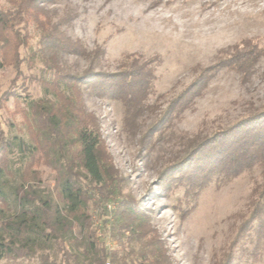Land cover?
Masks as SVG:
<instances>
[{
	"label": "rangeland",
	"instance_id": "obj_1",
	"mask_svg": "<svg viewBox=\"0 0 264 264\" xmlns=\"http://www.w3.org/2000/svg\"><path fill=\"white\" fill-rule=\"evenodd\" d=\"M7 4L8 0H0V8ZM45 9L68 36L89 52L100 48L103 55L95 61L90 55L54 50L42 42L40 30L31 23L30 43L21 48V73L0 63V133L29 144L43 138L32 101L43 98L47 104L46 99H56L42 82L50 75L52 63L81 75L87 70L117 71L131 54L154 59L156 79L148 98L154 110L145 111L134 124L127 125V109L120 100L91 95L86 100L125 178L123 193L139 200L150 215L165 243L169 264H264V229L259 230L251 213L256 190L264 184L263 167L256 165L227 181L213 176L191 194L172 168L199 138L264 106V55L244 70L226 62L248 42L264 50V0H47ZM208 66L212 69L201 93L187 108L172 109L170 104ZM154 126L160 129L156 132ZM3 157L0 235L30 250L21 248L0 264H66L61 239L42 218L29 229L18 223L23 219L30 225L31 214L41 203L34 200L23 206L18 187L36 192L38 198L51 196L54 205L64 207L57 170L45 156L34 160L16 148ZM113 206L117 203H109ZM107 241L110 248L116 247V240ZM65 242L74 255L70 264H90L80 226L67 234ZM138 248L139 243L133 242L121 250L126 264H132Z\"/></svg>",
	"mask_w": 264,
	"mask_h": 264
},
{
	"label": "trees",
	"instance_id": "obj_2",
	"mask_svg": "<svg viewBox=\"0 0 264 264\" xmlns=\"http://www.w3.org/2000/svg\"><path fill=\"white\" fill-rule=\"evenodd\" d=\"M46 2L8 0V4L0 8V63L11 65L21 73V48L30 43L31 23L40 30L42 42L49 43L54 50L90 55L95 61L103 55L100 48L87 51L79 40L61 30L60 22H54L45 9ZM262 55L261 47L248 42L226 58V62L228 66L244 70ZM211 69L202 68L199 79L170 104L171 108H187L203 90L206 74ZM50 70V75L42 78V82L45 91L50 90L56 99H46L47 104L43 103V98L32 101L34 116L42 123L43 138L29 144L21 137L8 138L0 133V161L15 148L22 156L30 153L34 160L45 156V161L57 170L58 193L65 205L59 207L53 204L51 196L38 198L36 192L18 187L23 206L34 200L41 202L31 214L30 225L23 223V219L18 223L29 229L38 226L37 220L42 218L43 223L56 232L55 238L61 239L59 245L66 264H70L74 256L66 245V236L76 226H80L83 233L90 264H104L108 259L114 264H126L127 256L121 250L133 242H138L139 248L134 251L132 264H169L165 243L150 215L139 200L123 193L125 178L119 174L105 146L96 115L86 105L88 95L120 100L127 109V125L134 124L145 111L154 110L148 102L156 79L154 59L127 55L113 72L87 70L75 75L56 63H52ZM195 142L187 157L172 167L187 188V194L202 189L204 181L213 176L227 181L256 165H261L264 171V106L255 107L247 116ZM256 193L251 213L262 230L264 184ZM109 203H117V206L110 208ZM99 231L105 237H100ZM107 238L116 240V247L110 248ZM27 247L0 235V260L9 254H19L21 248ZM44 260L47 263L49 259L46 256Z\"/></svg>",
	"mask_w": 264,
	"mask_h": 264
},
{
	"label": "built area",
	"instance_id": "obj_3",
	"mask_svg": "<svg viewBox=\"0 0 264 264\" xmlns=\"http://www.w3.org/2000/svg\"><path fill=\"white\" fill-rule=\"evenodd\" d=\"M104 264H114V263L111 260H107V261H105Z\"/></svg>",
	"mask_w": 264,
	"mask_h": 264
}]
</instances>
